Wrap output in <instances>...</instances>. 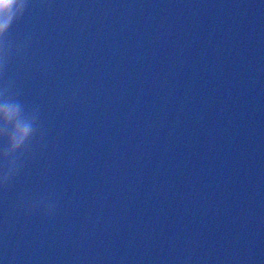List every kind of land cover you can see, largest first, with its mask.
<instances>
[{"label": "water", "instance_id": "obj_1", "mask_svg": "<svg viewBox=\"0 0 264 264\" xmlns=\"http://www.w3.org/2000/svg\"><path fill=\"white\" fill-rule=\"evenodd\" d=\"M8 41L0 89L39 132L0 183V264H264V137L227 0H27Z\"/></svg>", "mask_w": 264, "mask_h": 264}, {"label": "clouds", "instance_id": "obj_2", "mask_svg": "<svg viewBox=\"0 0 264 264\" xmlns=\"http://www.w3.org/2000/svg\"><path fill=\"white\" fill-rule=\"evenodd\" d=\"M27 0H0V75L7 67L11 45L8 33L12 25L23 15ZM18 92L9 81L0 89V149L3 171L0 183L7 184L18 174L22 158L29 152L39 132L38 111L28 109L17 98Z\"/></svg>", "mask_w": 264, "mask_h": 264}]
</instances>
